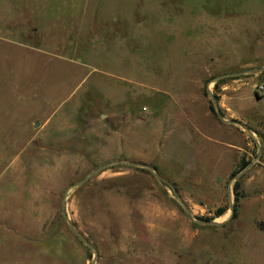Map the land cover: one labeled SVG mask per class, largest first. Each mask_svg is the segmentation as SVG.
I'll return each mask as SVG.
<instances>
[{"label":"rangeland","instance_id":"obj_1","mask_svg":"<svg viewBox=\"0 0 264 264\" xmlns=\"http://www.w3.org/2000/svg\"><path fill=\"white\" fill-rule=\"evenodd\" d=\"M262 68L264 0H0V264H264Z\"/></svg>","mask_w":264,"mask_h":264},{"label":"water","instance_id":"obj_2","mask_svg":"<svg viewBox=\"0 0 264 264\" xmlns=\"http://www.w3.org/2000/svg\"><path fill=\"white\" fill-rule=\"evenodd\" d=\"M264 71V68H262V69H259V70H257V71H254V72H263ZM213 101H214V104H216V102H215V98H213ZM218 114H219V116H220V113L218 112ZM220 118H221V116H220ZM224 122H227V123H232V124H237V125H239V126H241V127H243V128H245L240 122H238V121H235V120H233V121H228V120H225V119H223V118H221ZM36 126H38V123H36ZM130 165H132V166H140V167H143V168H147V169H149V170H151V171H153V169L151 168V166H148V165H143V164H130ZM236 178H238V177H236ZM203 224H205V225H221V224H223V223H218V222H216V221H208V222H204ZM71 227H72V229H74V227H73V225H71ZM75 233L77 234V236L79 237V239L83 242V243H85L88 247H90L92 250H94V247L89 243V242H87V241H85V239L77 232V231H75ZM94 262H95V259L93 260V264H94Z\"/></svg>","mask_w":264,"mask_h":264},{"label":"built area","instance_id":"obj_3","mask_svg":"<svg viewBox=\"0 0 264 264\" xmlns=\"http://www.w3.org/2000/svg\"><path fill=\"white\" fill-rule=\"evenodd\" d=\"M256 92L258 95H264V80L256 85Z\"/></svg>","mask_w":264,"mask_h":264},{"label":"crops","instance_id":"obj_4","mask_svg":"<svg viewBox=\"0 0 264 264\" xmlns=\"http://www.w3.org/2000/svg\"><path fill=\"white\" fill-rule=\"evenodd\" d=\"M189 76H190L189 80H191V82H192V81H193V82L199 81L198 78L194 79V78L192 77V75H189ZM191 82H189V83H191ZM189 87H190V86H189ZM187 89H188V88H187ZM187 89H185V91H186ZM205 116L207 117V115H205ZM192 158H195V157L192 156Z\"/></svg>","mask_w":264,"mask_h":264},{"label":"trees","instance_id":"obj_5","mask_svg":"<svg viewBox=\"0 0 264 264\" xmlns=\"http://www.w3.org/2000/svg\"><path fill=\"white\" fill-rule=\"evenodd\" d=\"M239 199V197L237 196V200ZM234 215H236L237 214V206L235 207V210H234ZM223 214V211H219L218 212V216H220V215H222Z\"/></svg>","mask_w":264,"mask_h":264}]
</instances>
